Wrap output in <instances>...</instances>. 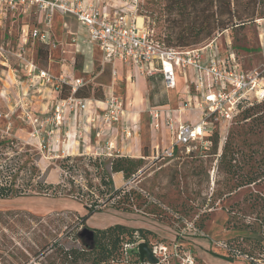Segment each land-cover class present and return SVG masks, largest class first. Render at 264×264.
Masks as SVG:
<instances>
[{"label":"rangeland","instance_id":"obj_1","mask_svg":"<svg viewBox=\"0 0 264 264\" xmlns=\"http://www.w3.org/2000/svg\"><path fill=\"white\" fill-rule=\"evenodd\" d=\"M122 1L129 8L133 5L131 0ZM197 2L202 13L205 3ZM138 3L139 18L154 26L161 39L182 44L177 35L193 29L192 2L188 16L182 17L169 0ZM259 13L264 14V5L257 7L256 16ZM200 22L196 28L203 37L208 28ZM217 24L208 39L220 34L223 56L229 53V41L245 70L263 67V24L254 22L225 33ZM53 57L55 63L44 58L38 60L39 66L57 77L74 71L73 78L83 83L75 98L93 103L76 114L66 106L58 120L56 104L72 96L69 86L63 85L58 94L51 86L38 84L20 97L11 86L7 96H0V185L12 191L7 198L0 197V264H74L65 260L69 249L89 253L86 261L77 264H96L98 251L93 244L88 248L91 242L81 233L118 224L150 230L154 235L149 236L150 246H167L169 264H264V103L255 105L248 119L239 115L231 124L216 125L208 149L199 148L191 155L178 150L176 158L164 159L161 152L169 146L168 132L152 129L150 110L162 102L177 107L183 97L167 91L157 76L105 61L99 49L87 54L58 50ZM63 57L67 59L64 66L57 63ZM20 75L26 79L24 73ZM178 87L182 88L180 83ZM112 97H119L123 104L109 124L101 115ZM95 101L102 103L95 106ZM27 103L31 119L22 109ZM197 115L180 113L185 122ZM118 157L141 161L140 172L129 179L113 175L112 162ZM101 177L111 182L112 189L128 183L134 191L133 202L125 199L113 205L108 200L110 188ZM251 181L256 182L247 184ZM38 183L54 188L43 193ZM91 204L97 207L87 216L86 207ZM220 243H233L248 259L230 258ZM198 250L210 257L202 260ZM97 264L139 262L131 251L129 260L118 257Z\"/></svg>","mask_w":264,"mask_h":264},{"label":"built area","instance_id":"obj_2","mask_svg":"<svg viewBox=\"0 0 264 264\" xmlns=\"http://www.w3.org/2000/svg\"><path fill=\"white\" fill-rule=\"evenodd\" d=\"M131 1L133 5L129 8L122 0H0V30L5 28L4 40L0 41V66L1 71H7L5 90L14 86L20 97L28 94L25 89L28 91L41 84L51 86L59 94L66 85L71 88L72 96L56 104L57 119L61 120L66 106L75 114L87 110L93 101L75 98L83 86L81 79L57 77L38 63L40 47L48 48L52 59L59 48L52 34L56 15L71 16L87 31L86 42L95 45L105 61H118L138 73L157 76L167 91L177 88L179 78L183 80L186 93L182 105L150 110L152 129L156 132L166 129L170 135L169 146L162 149L161 157L176 158L178 150L191 155L199 148L208 149L207 146L212 145L208 137L216 125L231 124L243 109L264 101V65L245 70L233 54L229 41L226 50L229 53L223 56L218 43L220 34L198 48L169 47L157 36L154 26L139 24L140 0ZM255 22L263 24L264 28V18ZM9 25H19L17 36L8 31ZM66 34V44L73 48L78 38L70 28L66 29ZM121 100L112 97L106 103V111L101 115L105 123L111 124L116 119L122 109ZM22 109L31 119V106L27 103ZM185 112L199 113V119L182 121L180 113ZM97 135L100 136V132ZM130 135L129 132L127 136ZM157 156H160L159 148ZM123 187L130 189L128 183ZM141 243L145 241L125 244L120 258L129 260L131 251L139 252ZM219 246L230 257L248 259L233 243ZM150 250L156 259L152 264H169L168 247L163 243L155 244ZM187 260L193 263L190 256Z\"/></svg>","mask_w":264,"mask_h":264},{"label":"trees","instance_id":"obj_3","mask_svg":"<svg viewBox=\"0 0 264 264\" xmlns=\"http://www.w3.org/2000/svg\"><path fill=\"white\" fill-rule=\"evenodd\" d=\"M169 1L171 2L173 8L177 10L180 9L182 13L181 17L188 16L187 14L189 9L188 8L189 2L190 3L192 2L191 4L193 7V11L195 13L196 19L194 20L192 26L193 29L191 28V31H186V32L182 31V33L180 32L177 35L178 39L182 41V44L176 45L171 41H169L168 39L163 38V41L167 46L180 48V49L198 48L212 41L213 39L217 38L218 36L208 39L212 36V32L215 27L214 24H216V22L218 23L216 26H218V28L223 31L222 33H225V32H230V30L233 31L244 28L247 24L254 23L256 20L264 18V14L262 13H259L260 18H258L259 16H256L257 7L259 6V8H261V6L264 5V0H203L205 4H204V8L201 10L202 13L198 12L199 10L198 7L199 2H197L198 0H169ZM200 16L203 17L201 22H200L201 19ZM218 17H220V19H218ZM199 22L200 25L205 24L207 25L208 28L207 32L203 37H201V33L196 28L199 26ZM49 54L50 51L48 48L40 47L38 49V60L41 61L44 58L48 60ZM261 103H264V101L255 102L252 106L243 109L239 113V115L240 116L243 115L244 119H248L249 117H251L250 113L252 109L255 107V105ZM140 163L141 161H137L128 157H118V159L112 162L111 170L112 173L114 174L122 173L124 179H129L132 175L135 176L136 173L140 172L141 169ZM101 182L103 183L104 186L110 188L107 191L109 196L108 200L112 202L113 205L123 204L126 202L127 199L133 202L134 191L131 188L127 189L122 187L119 189H112L110 187L111 182L110 184L105 182L104 177H101ZM255 182L256 181H251L250 183L247 184H252ZM11 184H13V181L10 183V185ZM37 185L39 187V190L42 191L43 193H48L51 189L54 188V185L52 184L38 183ZM11 192L12 191L10 186L8 187V186L0 185L1 198H7ZM96 207H97L96 204L88 205V207H86V209L88 210L87 216H91L93 213H95ZM83 219L85 220L86 216L83 217ZM201 226L203 227V225ZM202 227H199V230H202L201 229ZM91 231L94 234L93 240L91 241V243H88L87 246L88 248H91V244H93V247L96 248V250L98 251L97 253L98 259L97 258L95 259L96 264L100 262L106 263V262L116 261V259L120 257L125 244L145 241V243L148 244L149 248H151L149 244V236H154L153 233L148 229H130L129 227L121 224L108 227L106 229H95ZM134 253L137 255L139 264L156 263L155 257H145V259L142 260L139 252H134ZM88 254L89 253L85 249L84 250L69 249L68 251L64 252L65 260L71 261L74 264H77L79 261H86ZM230 258H234V257H230Z\"/></svg>","mask_w":264,"mask_h":264},{"label":"crops","instance_id":"obj_4","mask_svg":"<svg viewBox=\"0 0 264 264\" xmlns=\"http://www.w3.org/2000/svg\"><path fill=\"white\" fill-rule=\"evenodd\" d=\"M15 27H17V32L15 31ZM67 28H70V30L73 31V33L77 36L78 38V43L77 45H75L73 48L69 47L67 44H66V41H67V34H66V29ZM18 30H19V25H9L8 27V31L13 35L17 36L18 35ZM0 31H3V34L5 32V28H2V30ZM15 31V32H14ZM52 34H53V37L54 39L57 41V43L59 44V48L57 50H55L54 52L58 51V50H61L63 51V53L67 52V49H70V51H72L73 53H81V54H87V53H92L93 50L97 49L98 48L95 46V45H92L90 44L89 42H86V39H87V31L85 29H83L82 27H79L78 23L76 22V20L71 17V16H65V15H56L55 17V21H54V27L52 29ZM2 35V33L0 34V36ZM2 37V40H4V35L1 36ZM0 40V41H2ZM12 41H14V39H12ZM3 42V41H2ZM67 61L66 58H62L59 62L57 63H61L63 64V66L65 65V62ZM114 62H118V61H114ZM48 63L50 64H53L55 63V59L53 57L52 58H48ZM121 63V62H120ZM2 69H0V84L3 88V90H1L0 92V96H7L6 93L8 92V90H5V78H4V75L7 74V71L3 72L1 71ZM6 70V69H5ZM74 71L72 72H69L68 75H66L67 73L66 72H63L61 74V76H67V77H70V78H73V76L71 74H73ZM75 78V76H74ZM162 82V80H161ZM179 83L181 84V87L183 88L182 85H184V88H183V92L182 94L180 93V90L182 89H178L179 87ZM183 83V84H182ZM163 84V83H162ZM164 86V85H163ZM26 91V90H25ZM173 91H176V95L175 96H179L180 98L183 97L185 98V84L184 82H182V80L179 78L178 79V85H177V88L175 90H169V92H173ZM168 92V93H169ZM95 106H98L97 103H94ZM179 106V105H178ZM177 106V107H178ZM153 107H171V108H176L174 106L171 105V102L167 103V102H162L160 103L159 105L157 106H153ZM152 107V108H153ZM93 108V106H92ZM98 108V107H97ZM197 115V113H196ZM199 119V113L198 115L196 116V118H193V117H190L188 118V122H196L197 120ZM163 132H166L167 133V130L166 129H162L160 132H157L159 134H162ZM164 134V133H163ZM168 136V139H169V142H170V135L167 133L166 134ZM165 135V136H166ZM103 140V139H102ZM161 141H163V139H161ZM99 142V141H98ZM101 142V141H100ZM104 142V141H103ZM160 145H157L156 148H159ZM167 148V147H166ZM113 175H116L118 178H123L124 179V176L122 173H115ZM121 188V187H120ZM119 189V188H117ZM204 246H205V243H203ZM198 254L199 256L202 258V260H206L205 258L206 257H210V255L206 252V251H199L198 250Z\"/></svg>","mask_w":264,"mask_h":264},{"label":"water","instance_id":"obj_5","mask_svg":"<svg viewBox=\"0 0 264 264\" xmlns=\"http://www.w3.org/2000/svg\"><path fill=\"white\" fill-rule=\"evenodd\" d=\"M87 235L88 240L91 242L93 240V232L89 229H85L82 233L81 236ZM139 254L142 260L145 259V257H152V252L146 243H141L139 246Z\"/></svg>","mask_w":264,"mask_h":264},{"label":"bare ground","instance_id":"obj_6","mask_svg":"<svg viewBox=\"0 0 264 264\" xmlns=\"http://www.w3.org/2000/svg\"><path fill=\"white\" fill-rule=\"evenodd\" d=\"M139 24L142 25L143 24V19L139 18Z\"/></svg>","mask_w":264,"mask_h":264}]
</instances>
